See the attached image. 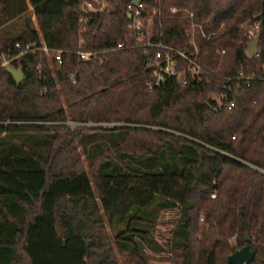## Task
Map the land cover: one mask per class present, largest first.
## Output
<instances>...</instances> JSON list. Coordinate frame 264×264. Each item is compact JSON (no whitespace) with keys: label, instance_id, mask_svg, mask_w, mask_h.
<instances>
[{"label":"trees","instance_id":"1","mask_svg":"<svg viewBox=\"0 0 264 264\" xmlns=\"http://www.w3.org/2000/svg\"><path fill=\"white\" fill-rule=\"evenodd\" d=\"M87 1L0 0V45L66 52L61 66L43 54L13 63L19 84L0 68V264H90L102 213L118 250L142 259L160 249L152 235L165 210H178L166 242L178 264H228L245 245L249 264H264V174L240 162L264 170V0H141L160 8L161 42L183 49L194 33L213 73L151 92L143 50H113L132 43L126 2L101 0L86 14ZM254 24L258 56L249 58L242 29ZM227 88L226 103L212 99ZM108 123L124 126H82Z\"/></svg>","mask_w":264,"mask_h":264},{"label":"built area","instance_id":"2","mask_svg":"<svg viewBox=\"0 0 264 264\" xmlns=\"http://www.w3.org/2000/svg\"><path fill=\"white\" fill-rule=\"evenodd\" d=\"M124 1L126 2L127 15L131 14V19L128 20L129 22L126 25V34L132 39V43L129 45L119 44L113 50L120 51L126 48L143 50L145 58L143 73L146 76L144 86L145 92H151L155 89L162 88L169 81L179 87H185L190 82H210L213 73L203 67L199 62V48L194 33L185 37L183 40V49L166 45L161 42L162 26L159 6L153 5L150 7L141 1L135 7L133 5L134 0ZM96 6H98V9H96ZM102 7L103 4L101 0H89L84 2L82 10L87 14L88 12L100 11ZM168 12L172 15H176L182 13V10L176 7H170ZM192 16L191 14L190 17ZM79 23L81 25L80 32H83V28L88 23V20L83 17L79 20ZM258 27V24H254L251 27H243L242 32L248 44L258 37ZM208 38L209 37H207V39ZM223 53L224 52L221 51V54ZM37 54H43L49 64L61 66L66 52L49 49L43 41H40L39 44L7 42L3 46L0 45V68H14L12 66L13 63H19L23 58L28 56L33 57ZM74 54L82 62H89L93 56L91 52H84L82 50H78ZM255 56H258V48ZM14 69L20 70L17 68ZM237 79L246 81V86H249V82L254 78L246 77L241 72ZM227 90L228 91L224 92L220 97H214L213 100L221 105L222 103H226L228 101V93L230 92L228 88ZM230 106H233V104L231 103ZM240 162L264 174L263 169L244 161ZM214 196L215 193H211V197Z\"/></svg>","mask_w":264,"mask_h":264},{"label":"rangeland","instance_id":"3","mask_svg":"<svg viewBox=\"0 0 264 264\" xmlns=\"http://www.w3.org/2000/svg\"><path fill=\"white\" fill-rule=\"evenodd\" d=\"M83 4L84 3L81 4V8H83ZM31 19L34 24V27L37 28L35 18L32 16ZM18 27L19 25L15 24L11 27V31H16ZM212 99H214V97H212ZM69 126L72 129L79 127V125L72 123ZM82 126L87 128L109 129L123 127L124 125L122 123H108L86 124ZM77 150L81 156V162L90 176V168L87 166L82 152V148L79 146V144H77ZM94 192L95 197H97V192L95 189ZM100 212L102 213L101 209ZM177 217L178 210H165L159 213V218L155 225L152 236L155 242L159 244L160 249L156 252L149 248L144 249V251L142 252L143 258L141 259L130 252H121L118 250L114 242V236L112 230L110 229L109 221L106 215L102 213L104 232L102 233L103 235L100 241V246L95 251V256L90 259V264H96V262L101 259H103L104 264H178V258L173 252H170V250H168V247L166 246V242H169L171 239V231L175 225ZM106 254H108L107 257Z\"/></svg>","mask_w":264,"mask_h":264},{"label":"water","instance_id":"4","mask_svg":"<svg viewBox=\"0 0 264 264\" xmlns=\"http://www.w3.org/2000/svg\"><path fill=\"white\" fill-rule=\"evenodd\" d=\"M140 2L141 0H134L133 5L136 7ZM127 18L128 20H130L131 14L127 15ZM258 45H259V37H257L251 43L248 44L247 55L249 58H253L255 56ZM5 71L13 78L16 84L22 82L23 74L21 70H16L12 67H6ZM246 240H248L247 236H246ZM253 259H254L253 252L249 249L247 245H245L240 249L231 253L227 258V262L228 264H249L251 261H253Z\"/></svg>","mask_w":264,"mask_h":264}]
</instances>
